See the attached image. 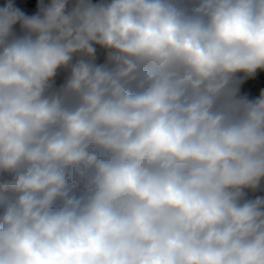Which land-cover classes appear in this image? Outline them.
<instances>
[{
	"label": "clouds",
	"instance_id": "clouds-1",
	"mask_svg": "<svg viewBox=\"0 0 264 264\" xmlns=\"http://www.w3.org/2000/svg\"><path fill=\"white\" fill-rule=\"evenodd\" d=\"M0 264H264V0H0Z\"/></svg>",
	"mask_w": 264,
	"mask_h": 264
},
{
	"label": "built area",
	"instance_id": "built-area-1",
	"mask_svg": "<svg viewBox=\"0 0 264 264\" xmlns=\"http://www.w3.org/2000/svg\"><path fill=\"white\" fill-rule=\"evenodd\" d=\"M259 86H260V81L258 79L255 80L252 84L248 85V87L253 88V89H255V88L259 87Z\"/></svg>",
	"mask_w": 264,
	"mask_h": 264
}]
</instances>
